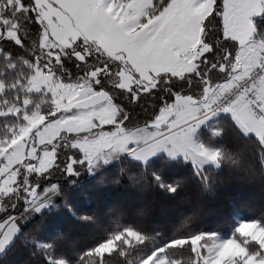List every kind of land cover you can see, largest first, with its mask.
Here are the masks:
<instances>
[{
	"label": "snow or ice",
	"instance_id": "obj_1",
	"mask_svg": "<svg viewBox=\"0 0 264 264\" xmlns=\"http://www.w3.org/2000/svg\"><path fill=\"white\" fill-rule=\"evenodd\" d=\"M5 45L32 48L31 79L11 87L43 85L51 97L45 109L30 110L28 95L0 107V116L23 120L0 139V250L22 214L58 191L44 177L78 174L118 151L146 160L163 148L218 165L220 150L197 132L221 113L264 149V136L240 122L264 129V0H0V56L14 69ZM250 224L264 231L244 220L238 235L211 245L215 232H178L150 248L146 233L127 227L79 264H185V253L188 264H226L233 245L228 264H264V240L244 232Z\"/></svg>",
	"mask_w": 264,
	"mask_h": 264
},
{
	"label": "trees",
	"instance_id": "obj_2",
	"mask_svg": "<svg viewBox=\"0 0 264 264\" xmlns=\"http://www.w3.org/2000/svg\"><path fill=\"white\" fill-rule=\"evenodd\" d=\"M5 47L12 51L16 67L10 69V61L0 56V80L5 83L0 102L7 100V104L0 103L3 108L28 95L20 84L11 85L28 83L33 75L32 48ZM50 97L41 92L29 94V109L47 108ZM226 119L219 114L197 134L208 148L220 150L219 168L206 166L198 171L189 160L166 154L147 163L127 155L92 176L62 179L42 211L22 214L21 229L0 255V264H59L60 260L79 264L90 247L125 226L145 232L150 237L145 247L150 248L178 232L238 235V219L264 222V149L256 135H245ZM20 124L23 120L14 115L0 116V139ZM175 182L187 185L193 193L191 205L178 204L184 192L170 190ZM188 260L185 253V264Z\"/></svg>",
	"mask_w": 264,
	"mask_h": 264
},
{
	"label": "rangeland",
	"instance_id": "obj_3",
	"mask_svg": "<svg viewBox=\"0 0 264 264\" xmlns=\"http://www.w3.org/2000/svg\"><path fill=\"white\" fill-rule=\"evenodd\" d=\"M25 92L28 94H31V93H44L45 94V91H44V86L41 85V87L39 89H33L31 92H28L26 89H25ZM47 94H50L51 96V93H47ZM46 95V94H45ZM22 102V100H21ZM21 102H17V103H21ZM32 102V101H31ZM39 109H42V108H39ZM23 124H20L18 126H15V128H19L21 127ZM254 125V124H252ZM203 126V125H202ZM201 126V127H202ZM13 129V128H12ZM201 129V128H200ZM199 129V130H200ZM250 130L252 131H255L258 135H262L264 136V129H261V128H258L257 126L254 125L253 128H249ZM198 130V131H199ZM198 134V132H197ZM255 135V134H254ZM257 137V136H256ZM198 139V138H197ZM199 140V139H198ZM200 141V140H199ZM210 150L214 151L216 149H213V148H209ZM160 154H166L168 157L170 158H178V157H182V158H185V155L184 153H179L178 155L176 156H170L167 152L166 149H160L159 151L153 153L151 156H149L146 160L144 158H141V157H138V156H135L131 153H129L128 151H118L116 153H114L113 155L109 156L107 158V160H105L104 158H101L95 165H93L92 167H89L87 165H82L79 167V171H78V174H64V175H59V176H56V177H44L43 179V184L44 186H47V184L50 182V183H56L59 185V181H61L62 179L64 178H67V177H78V176H81V175H86V176H92L93 174L97 173V171H101V169H104L110 165H112L115 161H117L118 159L124 157V156H130L131 158L141 162V163H147L148 161H150L151 159H153L154 157L160 155ZM186 159V158H185ZM201 160H203V163H200V162H197L191 158H188L187 160H189L194 167H196V169L198 171L202 170L204 167L206 166H214L216 168H219L220 167V164L217 165V163H215L214 161L212 160H209V159H206L205 157H200ZM57 192V191H56ZM55 192V193H56ZM22 202V201H21ZM49 204L46 203L44 204L43 207L39 208V210L37 211H42V209L44 207H46L47 205ZM36 210V209H35ZM244 221V219H238V222H237V225L235 227V231H236V228L238 227L239 223ZM21 229V221H20V224H19V227L18 229L12 234V236L9 238V241L5 243V247L0 250V255H2L6 249L9 247V245L12 243V241L14 240V238L16 237V235L19 233ZM234 233V232H233ZM232 233V234H233ZM232 234H222V233H217V239L216 241L214 242H210V245L212 243H216V242H219L221 240H225V239H228V238H231L233 235ZM255 239V237H253ZM238 252V248L233 245L231 248H229L228 250V254H227V260H226V264H228V261H230L231 257L233 254L237 253ZM61 261V260H60ZM64 261V260H63ZM65 264H68L66 261H64Z\"/></svg>",
	"mask_w": 264,
	"mask_h": 264
},
{
	"label": "clouds",
	"instance_id": "obj_4",
	"mask_svg": "<svg viewBox=\"0 0 264 264\" xmlns=\"http://www.w3.org/2000/svg\"><path fill=\"white\" fill-rule=\"evenodd\" d=\"M170 186L174 187L175 190L173 192H176L177 190H181V191L184 192V195H182L179 198L178 204L191 205L193 203V193L188 192L187 185H183V184H179V183L175 182L174 184H172ZM252 220L260 221L258 219H252ZM252 220H249V221H252ZM262 223H264V222H262ZM127 227H130V226L122 227L120 230L108 234L105 238L100 239L92 247L96 246L99 243H104L106 240H111L117 233L122 232ZM132 228H134V227H132ZM134 229H136V230H138L140 232H143V231H141V230H139L137 228H134ZM244 232L248 233L251 238L255 237V239L253 238V242H255V240H264V231H261L260 228L256 227L255 225H251L250 224V225L246 226L244 228ZM108 247L111 248L112 245H109ZM88 264H95V258L94 257L89 258ZM105 264H119V262L117 260H111V261H106Z\"/></svg>",
	"mask_w": 264,
	"mask_h": 264
},
{
	"label": "crops",
	"instance_id": "obj_5",
	"mask_svg": "<svg viewBox=\"0 0 264 264\" xmlns=\"http://www.w3.org/2000/svg\"><path fill=\"white\" fill-rule=\"evenodd\" d=\"M240 122H241L242 126L245 127L246 130H250L249 128H253L254 127V125L249 124L248 122L244 121L243 119H241Z\"/></svg>",
	"mask_w": 264,
	"mask_h": 264
}]
</instances>
